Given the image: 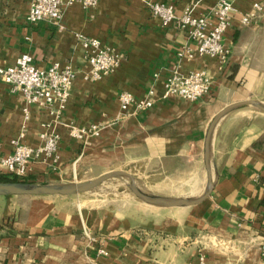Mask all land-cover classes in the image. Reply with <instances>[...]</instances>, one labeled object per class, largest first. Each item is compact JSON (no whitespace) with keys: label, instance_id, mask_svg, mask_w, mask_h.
<instances>
[{"label":"crops","instance_id":"crops-1","mask_svg":"<svg viewBox=\"0 0 264 264\" xmlns=\"http://www.w3.org/2000/svg\"><path fill=\"white\" fill-rule=\"evenodd\" d=\"M145 1L187 5L207 12L217 0H99L93 9L76 1L63 7L62 28L26 19L29 0H0V66L27 52L38 67L54 62L76 70L65 108L29 104L0 79L1 159L11 140L37 146L40 132L59 135L58 160L35 157L26 175L35 181H85L124 169L153 192L192 195L205 182L203 137L208 121L225 104L264 101V0H235L223 40L228 59L200 54L176 21L163 23ZM263 5L249 24L240 17L253 2ZM95 37L124 56L99 78L81 41ZM189 49L192 57H180ZM174 69L205 70L208 94L186 100L162 97ZM154 103L126 113L118 93ZM102 126L99 137L79 139L71 127ZM214 188L191 206L157 207L135 197L104 200L84 193L0 195V264H264V113L241 109L225 115L212 141ZM190 193V194H189ZM103 248L106 253H102Z\"/></svg>","mask_w":264,"mask_h":264},{"label":"built area","instance_id":"built-area-1","mask_svg":"<svg viewBox=\"0 0 264 264\" xmlns=\"http://www.w3.org/2000/svg\"><path fill=\"white\" fill-rule=\"evenodd\" d=\"M86 9H93L99 0H29L26 19L30 22L50 20L62 28L63 7L74 2ZM235 0H217L207 12L196 13L194 5L185 6L179 15L172 4L161 1H145V7L163 23L176 21L187 36L195 42L200 54L218 58L220 62L228 59L229 48L224 43L223 35L229 25V18L234 11ZM263 5L255 1L249 11L243 13V24L251 23L262 11ZM82 45L87 52L90 65L89 76L99 78L104 73L119 66L124 56L110 46L103 45L95 37L83 35ZM180 57H192L189 49L179 52ZM76 70L70 64L54 62L47 67H38L27 52L20 53L10 65L0 66V79L8 83L12 90L20 91L25 97L24 117L28 118L29 104L47 106L54 115H59L66 106ZM212 77L205 70L182 72L174 69L163 81L162 97L177 95L186 100H196L209 93ZM154 88L150 87L142 97L134 96L128 90L118 93L120 109L130 113L150 107L154 103ZM102 126L93 123L86 127H71V134L79 139L99 137ZM41 142L34 146L18 139L11 140L12 151L1 159L4 172L19 177L26 176L31 161L43 155L52 165L58 160L59 135L55 131L40 132ZM102 253L106 251L101 248ZM202 264V261H201Z\"/></svg>","mask_w":264,"mask_h":264},{"label":"water","instance_id":"water-1","mask_svg":"<svg viewBox=\"0 0 264 264\" xmlns=\"http://www.w3.org/2000/svg\"><path fill=\"white\" fill-rule=\"evenodd\" d=\"M252 106L264 113V101L258 99H240L229 102L221 107L207 123L203 137V161L205 166V182L199 193L193 195H166L150 191L127 170H110L97 177L85 181L52 182L28 180H0V195L9 194H61L72 195L86 192L101 191L103 184L113 178H119L124 186L118 191L127 192L136 199L157 207L191 206L203 201L214 188L212 167V141L218 122L230 112Z\"/></svg>","mask_w":264,"mask_h":264},{"label":"rangeland","instance_id":"rangeland-1","mask_svg":"<svg viewBox=\"0 0 264 264\" xmlns=\"http://www.w3.org/2000/svg\"><path fill=\"white\" fill-rule=\"evenodd\" d=\"M242 111H244L246 113H250L251 115H255L258 112L263 113L260 110H258L257 108L252 107V106L243 107ZM120 186H124L123 181L120 180L119 178H113L111 180L106 181L103 184L101 191L86 192V193L83 194V196L98 197V198H101V199H104V200L125 198V197H128V196L129 197H134L130 193L118 191V188Z\"/></svg>","mask_w":264,"mask_h":264},{"label":"trees","instance_id":"trees-1","mask_svg":"<svg viewBox=\"0 0 264 264\" xmlns=\"http://www.w3.org/2000/svg\"><path fill=\"white\" fill-rule=\"evenodd\" d=\"M0 180H28V181H35V179L27 178L26 176L19 177L15 175H10L6 172H0Z\"/></svg>","mask_w":264,"mask_h":264},{"label":"bare ground","instance_id":"bare-ground-1","mask_svg":"<svg viewBox=\"0 0 264 264\" xmlns=\"http://www.w3.org/2000/svg\"><path fill=\"white\" fill-rule=\"evenodd\" d=\"M195 192H196V191H195ZM195 192H193V193H191V194H192V195H193V194H196ZM198 193H199V191H198ZM189 194H190V193H189Z\"/></svg>","mask_w":264,"mask_h":264}]
</instances>
